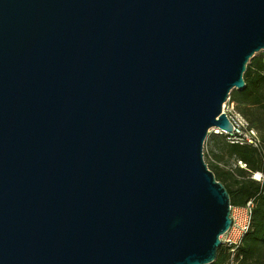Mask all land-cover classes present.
Returning <instances> with one entry per match:
<instances>
[{"label":"water","instance_id":"water-1","mask_svg":"<svg viewBox=\"0 0 264 264\" xmlns=\"http://www.w3.org/2000/svg\"><path fill=\"white\" fill-rule=\"evenodd\" d=\"M262 51L264 0H0V264H212Z\"/></svg>","mask_w":264,"mask_h":264},{"label":"trees","instance_id":"trees-1","mask_svg":"<svg viewBox=\"0 0 264 264\" xmlns=\"http://www.w3.org/2000/svg\"><path fill=\"white\" fill-rule=\"evenodd\" d=\"M264 55L254 56L246 66L243 75L245 87L232 90L231 100L236 104L238 112L257 130L263 144V153L249 147L228 146V154L236 162L245 165L244 170H224L209 167L215 179L227 190L232 207H243L253 200L256 209L264 213ZM261 173L262 181L253 179V175ZM238 264H264V251L256 230L251 229L242 240L235 254ZM212 264H228L225 251L220 248L217 258Z\"/></svg>","mask_w":264,"mask_h":264},{"label":"built area","instance_id":"built-area-1","mask_svg":"<svg viewBox=\"0 0 264 264\" xmlns=\"http://www.w3.org/2000/svg\"><path fill=\"white\" fill-rule=\"evenodd\" d=\"M264 60V57H263ZM222 113H224L232 126L230 133L222 132L214 129L216 135L224 138L225 142L230 146L249 147L258 153H263V144L257 130L245 119L237 110L236 104L231 100L230 95L226 102L222 105ZM243 168L245 165L239 162ZM253 175V179L257 181L263 180V175L258 173ZM231 225L226 233L220 236L221 247L227 255L228 264H238L235 254L242 244V240L247 232L251 229L257 231V220L262 219L261 225L264 226V213L256 209L253 200L248 201L243 207H230Z\"/></svg>","mask_w":264,"mask_h":264},{"label":"rangeland","instance_id":"rangeland-1","mask_svg":"<svg viewBox=\"0 0 264 264\" xmlns=\"http://www.w3.org/2000/svg\"><path fill=\"white\" fill-rule=\"evenodd\" d=\"M264 55V52L256 53L255 56ZM228 145L224 138L220 135H216L214 129L210 130L203 146L204 160L211 169L220 168L224 170H234L237 167L243 169L239 162H236L234 158L229 156ZM262 219L257 220V233L260 238L261 248L264 251V226L261 225Z\"/></svg>","mask_w":264,"mask_h":264},{"label":"bare ground","instance_id":"bare-ground-1","mask_svg":"<svg viewBox=\"0 0 264 264\" xmlns=\"http://www.w3.org/2000/svg\"><path fill=\"white\" fill-rule=\"evenodd\" d=\"M255 176H256V178H258L259 174H258V173H256V175H255Z\"/></svg>","mask_w":264,"mask_h":264}]
</instances>
